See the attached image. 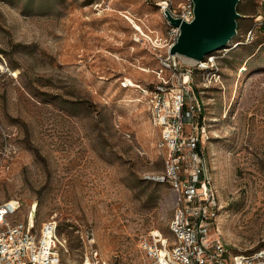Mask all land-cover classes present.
Here are the masks:
<instances>
[{"label":"rangeland","instance_id":"374dc122","mask_svg":"<svg viewBox=\"0 0 264 264\" xmlns=\"http://www.w3.org/2000/svg\"><path fill=\"white\" fill-rule=\"evenodd\" d=\"M162 1L0 0V203L17 202L11 220H53L63 264H83L91 237L109 264H143L139 237L168 232L177 196L152 180L159 133L135 86L182 77L162 68ZM255 10L239 0L202 95L212 233L232 253L264 247V32L241 43Z\"/></svg>","mask_w":264,"mask_h":264},{"label":"built area","instance_id":"2783aa9c","mask_svg":"<svg viewBox=\"0 0 264 264\" xmlns=\"http://www.w3.org/2000/svg\"><path fill=\"white\" fill-rule=\"evenodd\" d=\"M256 4L253 23L241 43L264 32V0ZM163 13L189 22L193 18L191 0H178L176 4L161 2ZM166 26V55L161 57L162 68L168 69L175 80L159 82L150 88L135 85L147 103L152 125L158 130L157 148L163 157V171L152 180L169 183L176 192V204L168 223L167 234L149 231L138 239V250L143 264H264V247L251 252H230L226 244L212 231L222 206L209 173L202 142L205 133L204 91L219 81L220 75L214 65V57L207 55L201 61L170 55L169 48L175 43L179 27L173 26L163 16ZM192 62L182 64L176 58ZM199 72L201 84L192 76ZM201 86V87H199ZM185 124L190 125L184 134ZM18 206V205H17ZM17 207L9 202L0 203V264H63L61 250L66 243L57 239V225L48 220L38 228L35 216L11 220ZM92 237L88 239L89 250L84 254L83 264H109L96 248Z\"/></svg>","mask_w":264,"mask_h":264},{"label":"water","instance_id":"95a60500","mask_svg":"<svg viewBox=\"0 0 264 264\" xmlns=\"http://www.w3.org/2000/svg\"><path fill=\"white\" fill-rule=\"evenodd\" d=\"M193 18L181 21L165 11L166 19L176 27L179 34L169 48L172 56L201 61L210 53L223 49L237 34L239 0H191Z\"/></svg>","mask_w":264,"mask_h":264},{"label":"bare ground","instance_id":"6f19581e","mask_svg":"<svg viewBox=\"0 0 264 264\" xmlns=\"http://www.w3.org/2000/svg\"><path fill=\"white\" fill-rule=\"evenodd\" d=\"M9 205L12 207V208H15V207H17V202H15V201H9ZM20 206V205H19ZM21 206H23V205H21Z\"/></svg>","mask_w":264,"mask_h":264},{"label":"trees","instance_id":"16d2710c","mask_svg":"<svg viewBox=\"0 0 264 264\" xmlns=\"http://www.w3.org/2000/svg\"><path fill=\"white\" fill-rule=\"evenodd\" d=\"M148 88H150L151 86H147ZM256 250V249H255ZM254 251V250H253ZM251 252V251H250Z\"/></svg>","mask_w":264,"mask_h":264}]
</instances>
